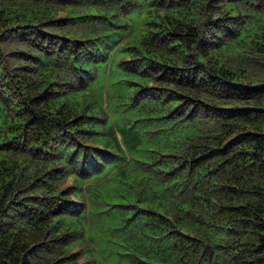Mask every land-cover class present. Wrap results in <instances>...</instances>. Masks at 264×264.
Wrapping results in <instances>:
<instances>
[{
	"label": "trees",
	"instance_id": "trees-1",
	"mask_svg": "<svg viewBox=\"0 0 264 264\" xmlns=\"http://www.w3.org/2000/svg\"><path fill=\"white\" fill-rule=\"evenodd\" d=\"M0 264H264V0H0Z\"/></svg>",
	"mask_w": 264,
	"mask_h": 264
},
{
	"label": "rangeland",
	"instance_id": "rangeland-1",
	"mask_svg": "<svg viewBox=\"0 0 264 264\" xmlns=\"http://www.w3.org/2000/svg\"><path fill=\"white\" fill-rule=\"evenodd\" d=\"M1 43V47L3 48V50L5 52H7V58L10 64H15V63H19L18 59H19V55L13 54L12 51H14V49H16V45L14 43L13 40L8 39V38H4L0 40Z\"/></svg>",
	"mask_w": 264,
	"mask_h": 264
}]
</instances>
